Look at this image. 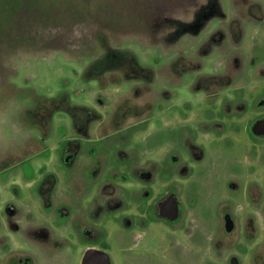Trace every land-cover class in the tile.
Wrapping results in <instances>:
<instances>
[{
  "label": "rangeland",
  "instance_id": "374dc122",
  "mask_svg": "<svg viewBox=\"0 0 264 264\" xmlns=\"http://www.w3.org/2000/svg\"><path fill=\"white\" fill-rule=\"evenodd\" d=\"M18 2L0 0V258L20 248L79 264L74 240L42 251L23 233L45 223L69 235L47 209H88L102 191L97 208L119 206L94 243L111 264H264V139L247 129L264 114V70L249 59L264 53V0ZM207 36L220 44L197 57ZM228 54L245 70L209 92ZM168 189L180 219L145 209L146 226L130 229L125 209ZM224 213L236 230L221 238Z\"/></svg>",
  "mask_w": 264,
  "mask_h": 264
},
{
  "label": "flooded vegetation",
  "instance_id": "af4514ba",
  "mask_svg": "<svg viewBox=\"0 0 264 264\" xmlns=\"http://www.w3.org/2000/svg\"><path fill=\"white\" fill-rule=\"evenodd\" d=\"M222 42V41H221ZM196 44V56L199 57L201 56L202 52L200 51L201 46L204 44H210V46L213 44H220L211 42L210 41V36H207L205 40L200 41L199 37L195 40ZM209 46V48H210ZM264 52V51H263ZM250 55V54H249ZM248 55V56H249ZM261 57L264 58V53L263 56L259 55L258 53L254 52L249 56V59L252 60L250 63L254 65L253 68V74L258 75L260 74V69L264 70V66L262 68H259V63L254 61L260 60ZM245 70L244 62L241 61L238 63V67H232V65L229 62V54L226 56V62L224 63L223 67L220 69L221 72L216 71L213 69L212 71H209L207 75L209 81L211 80L210 84L208 83V91H216L215 93L218 92L219 89H222L226 87L228 84L230 85L232 82H234V85H237V79L234 77H230V80L225 79L228 75L230 76H235V75H240L242 72ZM215 75L218 78H221L224 80L222 84L218 85L215 83L214 77ZM263 75V74H260ZM264 91V90H263ZM261 105L264 106V99L261 102ZM247 129L249 132L255 136L256 138L259 139H264V114H260L257 117H255L251 123L248 125ZM72 159L70 158H64L63 162L65 163L64 165L68 166V163H70ZM141 176L139 178V181L147 182L151 176L148 173H144V171H141L139 173ZM101 187L102 181H99ZM257 191L263 195L262 197L264 198V180L260 184L256 185ZM112 195H116L117 192L115 189L111 191ZM73 196H70V198H74L76 194H72ZM111 195V196H112ZM102 196V191L98 193L95 197H93L89 201V205L87 206L88 209H47L48 211V216L51 218H56V219H63L65 222V231H69V235L65 237H61L60 239L55 237V234L53 232V229H51L49 226H47L45 223H35L32 225H29L25 231H24V237H26L29 242L32 244H35L40 250L45 251V250H51L54 248V245L56 243L61 244L59 241H62L63 243L67 242L68 240H74L76 243H78L80 246H82V252H81V257H80V263L82 262V258L84 256V253L88 249H97L101 250L97 247L96 243L98 240L102 239L103 234L105 233L103 226L108 225V224H113L114 222H117L116 220V211L119 209L117 207H112V208H105L102 209L97 208L95 205L97 201L101 199ZM161 197L159 198L158 201L154 202L153 207H142L138 209H125L128 210V212L131 213V217L127 221V225L131 229L132 226L135 224H141L143 226H146V222L142 219L141 213L147 209L149 213H152L155 217L162 218L166 221H169L171 223H176L181 215H182V209L181 205L179 203V209H178V215L175 217V219L170 220L167 217H162L160 213V209L158 208V203L168 197H173L175 198L178 202V198L175 194V191L173 189H168L166 190L163 195H160ZM131 197V196H130ZM93 203V205H91ZM143 210V211H142ZM236 230V221L235 219L229 214V213H224L221 216V223L219 225V231L221 238L228 237L230 236L234 231ZM69 238V239H68ZM11 252L8 253V250H5L0 258V264H39L35 258L28 252H26L23 249L17 248V249H10ZM104 251V250H101ZM105 252V251H104ZM106 253V252H105ZM107 254V253H106ZM108 255V254H107ZM109 256V255H108ZM41 257H46L43 254ZM110 259V257H109ZM44 261V259H42ZM104 264V263H100ZM111 264V261H110Z\"/></svg>",
  "mask_w": 264,
  "mask_h": 264
},
{
  "label": "water",
  "instance_id": "95a60500",
  "mask_svg": "<svg viewBox=\"0 0 264 264\" xmlns=\"http://www.w3.org/2000/svg\"><path fill=\"white\" fill-rule=\"evenodd\" d=\"M157 206L160 209L159 214L162 217L173 220L178 215L179 202L173 197H168L160 201ZM100 263L110 264L109 256L104 251L97 249H88L85 251L81 264Z\"/></svg>",
  "mask_w": 264,
  "mask_h": 264
},
{
  "label": "trees",
  "instance_id": "16d2710c",
  "mask_svg": "<svg viewBox=\"0 0 264 264\" xmlns=\"http://www.w3.org/2000/svg\"><path fill=\"white\" fill-rule=\"evenodd\" d=\"M20 1H21V2H18V4H20V5L22 4V2H25V0H20Z\"/></svg>",
  "mask_w": 264,
  "mask_h": 264
}]
</instances>
